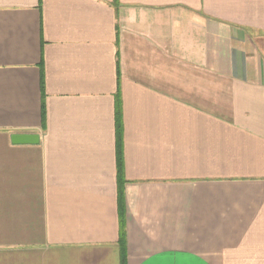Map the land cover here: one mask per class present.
<instances>
[{
	"label": "crops",
	"instance_id": "crops-1",
	"mask_svg": "<svg viewBox=\"0 0 264 264\" xmlns=\"http://www.w3.org/2000/svg\"><path fill=\"white\" fill-rule=\"evenodd\" d=\"M0 264H264V0H0Z\"/></svg>",
	"mask_w": 264,
	"mask_h": 264
},
{
	"label": "trees",
	"instance_id": "trees-1",
	"mask_svg": "<svg viewBox=\"0 0 264 264\" xmlns=\"http://www.w3.org/2000/svg\"><path fill=\"white\" fill-rule=\"evenodd\" d=\"M115 2V1H114ZM116 3V2H115ZM116 92H115V137H116V165H117V179H118V201L122 203L123 199V122H122V106L120 96V73L119 65L117 64V79H116ZM120 240H124V229L121 224L120 227Z\"/></svg>",
	"mask_w": 264,
	"mask_h": 264
},
{
	"label": "water",
	"instance_id": "water-1",
	"mask_svg": "<svg viewBox=\"0 0 264 264\" xmlns=\"http://www.w3.org/2000/svg\"><path fill=\"white\" fill-rule=\"evenodd\" d=\"M11 142L14 144H36L38 143V135L35 134H13Z\"/></svg>",
	"mask_w": 264,
	"mask_h": 264
},
{
	"label": "rangeland",
	"instance_id": "rangeland-1",
	"mask_svg": "<svg viewBox=\"0 0 264 264\" xmlns=\"http://www.w3.org/2000/svg\"><path fill=\"white\" fill-rule=\"evenodd\" d=\"M217 81V80H216ZM216 81H214V82H216ZM218 82V81H217Z\"/></svg>",
	"mask_w": 264,
	"mask_h": 264
}]
</instances>
